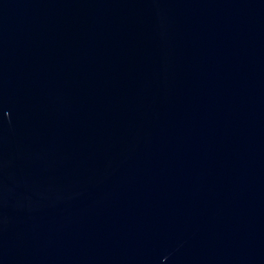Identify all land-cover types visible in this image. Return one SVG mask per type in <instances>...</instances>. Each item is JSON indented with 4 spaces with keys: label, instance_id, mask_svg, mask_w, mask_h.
<instances>
[{
    "label": "water",
    "instance_id": "1",
    "mask_svg": "<svg viewBox=\"0 0 264 264\" xmlns=\"http://www.w3.org/2000/svg\"><path fill=\"white\" fill-rule=\"evenodd\" d=\"M0 264H264V0H0Z\"/></svg>",
    "mask_w": 264,
    "mask_h": 264
}]
</instances>
